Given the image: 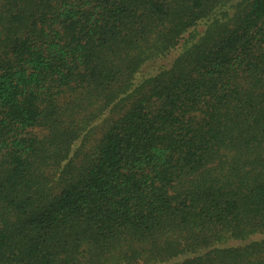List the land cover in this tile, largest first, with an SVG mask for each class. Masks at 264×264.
<instances>
[{
	"label": "trees",
	"instance_id": "trees-1",
	"mask_svg": "<svg viewBox=\"0 0 264 264\" xmlns=\"http://www.w3.org/2000/svg\"><path fill=\"white\" fill-rule=\"evenodd\" d=\"M0 264H264V0H0Z\"/></svg>",
	"mask_w": 264,
	"mask_h": 264
}]
</instances>
